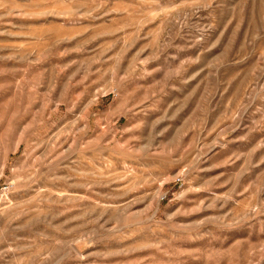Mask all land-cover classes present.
<instances>
[{
    "label": "rangeland",
    "instance_id": "374dc122",
    "mask_svg": "<svg viewBox=\"0 0 264 264\" xmlns=\"http://www.w3.org/2000/svg\"><path fill=\"white\" fill-rule=\"evenodd\" d=\"M0 264H264V0H0Z\"/></svg>",
    "mask_w": 264,
    "mask_h": 264
},
{
    "label": "built area",
    "instance_id": "2783aa9c",
    "mask_svg": "<svg viewBox=\"0 0 264 264\" xmlns=\"http://www.w3.org/2000/svg\"><path fill=\"white\" fill-rule=\"evenodd\" d=\"M178 181H179V183H181V180L180 179H178Z\"/></svg>",
    "mask_w": 264,
    "mask_h": 264
}]
</instances>
